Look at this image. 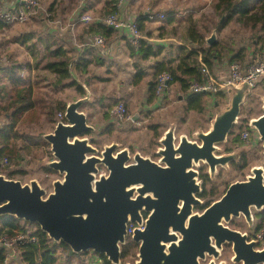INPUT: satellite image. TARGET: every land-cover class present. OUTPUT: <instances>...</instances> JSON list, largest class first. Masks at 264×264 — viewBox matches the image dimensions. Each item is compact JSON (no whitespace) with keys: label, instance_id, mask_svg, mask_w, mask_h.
Here are the masks:
<instances>
[{"label":"water","instance_id":"water-1","mask_svg":"<svg viewBox=\"0 0 264 264\" xmlns=\"http://www.w3.org/2000/svg\"><path fill=\"white\" fill-rule=\"evenodd\" d=\"M216 31L207 44L217 43ZM67 105L64 120L42 137L52 160L45 168L59 178L46 189L38 179L29 183L0 175V219L13 217L37 225L57 245L74 255L89 252L123 264L130 224L138 225L131 241L139 246L135 264L217 263L225 245H232L236 264H264V247L249 242L247 234L224 225L244 217L254 225V213L264 212V166L254 167L246 181L236 182L203 213L205 202L199 166H209L210 176L227 168L246 153L220 154L254 91L249 84L229 85L228 103L215 105L207 132L177 137L171 126L158 142L156 156L134 153L117 142L100 145V132L82 111L91 94ZM264 110V96L261 97ZM264 149V114L248 123ZM152 215L142 230V212Z\"/></svg>","mask_w":264,"mask_h":264},{"label":"trees","instance_id":"trees-1","mask_svg":"<svg viewBox=\"0 0 264 264\" xmlns=\"http://www.w3.org/2000/svg\"><path fill=\"white\" fill-rule=\"evenodd\" d=\"M108 4L107 13L102 20L110 16L119 15L120 13L119 0H111ZM1 9L5 8L0 6V10ZM211 10V16L204 14L201 20L191 17L188 24L179 29L175 26V24L180 21L177 18L176 11L169 12V14L167 13V16L166 14H162L164 16L162 19V15H159L156 20L154 19V21L161 22L162 24L157 30L159 38L163 41L169 40L168 38H175L181 43L178 46L179 56L177 59L158 64L155 78L163 72L170 73L173 76V81L170 85L177 83L181 85L183 92L190 95L191 85L194 82H202V63L212 72L215 71L217 65L226 68L227 65L238 62L246 66L249 54L250 56L251 54L254 55L251 47L241 48L238 51L234 43L224 40L217 41L213 46L207 44V38L211 36L214 31L219 35L231 24H234L244 31H251L256 34L257 37L252 43L254 47H258V50H255V54L259 51L264 55V0H216ZM49 12L53 17V11L50 10ZM216 18H218L219 21H217ZM150 20V17H146L143 14L141 17L137 18L136 21L140 33L147 39H152L153 37V32L147 27V22H150ZM8 27L10 26L0 22V30H4ZM88 33L90 36L87 40L95 35L104 36L107 41H110L113 37L112 30L105 26H100L99 28L91 27ZM21 39L24 44L31 41L27 35L22 36ZM42 41L43 39L40 40L41 43ZM129 43L132 57L139 61H148L153 57L156 58L161 55L162 52L161 48L155 50L152 46L153 44L147 42L145 39L140 40L137 46H134L131 42ZM45 44L47 50L45 53L43 52L42 57V52L36 48V46H28L30 55L35 61L34 65L24 63L17 66L16 64L14 66H0V76L5 74L10 82H8L9 86L3 85L0 78V94H4L10 98L6 104H0V115H4L9 121V124L0 129V175L6 173L1 171L2 166H4V160L9 161L8 167L14 164V168H18L21 167V163H23L33 151L43 150L46 154H50L48 151V144L42 139V135L45 134L42 126V119L45 117L47 123L54 125L58 122L59 114H64L67 108L66 103L53 98L52 95L38 92L35 96L36 91H40L41 89V81L39 80L41 77H39L40 75H36L35 80H33L31 77L23 75L24 69H28L29 72L33 70H37V72L47 71L55 75L54 81L49 80L52 89H58V85L62 86L65 81L68 88L77 85L76 82L72 81V58L69 56V52L65 51L61 46H58V43L55 41L51 42L47 39L45 40ZM198 52L201 53V55H199ZM200 58L202 61H200ZM91 64L92 62L90 60L82 59L78 63V69L86 72ZM136 68L139 69V71L136 76L135 85H138L143 81L146 74L140 69L138 64ZM261 87H264V83H262ZM150 88L151 101L158 100L156 96L155 80L153 84H150ZM205 96L210 98L213 97L210 95H191L192 98L188 101L185 112L195 111L199 114L205 113L208 103L204 100ZM33 98H36L42 109L46 110H40V114L38 110H30L36 105L32 100ZM213 99H217L220 105L221 100H226L223 94H219ZM47 105H49V110H47ZM243 109L245 108L243 107ZM25 121L31 126L35 125V127L30 128V132L20 129V126ZM238 127L244 130L248 125L242 124L240 126L238 125ZM151 129L156 138L160 139L162 135L159 133L158 127L155 125ZM235 129L231 136L235 135ZM38 138H40L39 142ZM35 139L36 141H34ZM231 142L234 146H241L239 144L240 134L232 139ZM229 151H232V149ZM243 163L245 165L244 167H247V157H244ZM45 171L48 174L52 173L49 169H45ZM7 174L9 178L14 179L16 176L23 174V171L21 169H13L9 170ZM205 178H208V176H205ZM221 196L222 195L218 197L217 190L212 188L211 190L205 189L202 198L207 200L208 205H210ZM257 217L259 220L257 230L259 232L264 228V214H259ZM0 222V237H9L13 239L18 236H23L34 239V242L28 241L19 248L20 261L22 264H58L60 261V250L68 253L70 256H75L68 246L64 244L57 245L51 241L37 225H32L34 228L32 232H29L22 225L25 222L16 218L6 217L2 218ZM135 246V243L131 241L130 244L122 250L123 263L133 252ZM6 254L5 248L0 246V264H6ZM97 256H99L103 264H111L106 257L101 255Z\"/></svg>","mask_w":264,"mask_h":264},{"label":"crops","instance_id":"crops-1","mask_svg":"<svg viewBox=\"0 0 264 264\" xmlns=\"http://www.w3.org/2000/svg\"><path fill=\"white\" fill-rule=\"evenodd\" d=\"M110 1L111 0H40L43 9L49 14L50 10L53 11V17L51 14L49 20L33 17L31 20L33 25L29 27L26 32L16 34L12 39H5L4 44L0 45V54L5 51V54H8L10 60H12H8L9 64L7 65L14 66L16 64L17 66L24 63L34 65L35 61L30 55L28 46H36V48L42 52V57L43 52L45 53L47 50V48H45V40L49 39L51 42H57L58 46H61L65 51H68L69 56L72 58V81L76 82L77 85L68 88L65 81L62 86L58 85V89H52L49 80L54 81L55 75L50 74L47 71L37 72V70H33L32 72H29L28 69H24L23 75L29 76L33 80H35L36 75H40L39 77H41L39 78L41 81V89L40 91H36L35 96L38 92L49 94L52 95L53 98L66 103L67 106L71 102L86 98L87 90L91 94L90 102L84 105L82 111L88 115L89 124L95 126L98 132H100V144L104 146L117 142L125 148H133L135 151H140L139 148H136L135 143L128 144L119 137L123 136L125 137V140L127 137H135L134 134L137 133L138 130L142 131V125L149 121L152 122L156 113L162 111L165 106H168L167 104L172 101L174 94L177 96V102L181 104V110L185 115L198 112H185L187 103L192 97L191 94L189 95L188 93L183 92L181 85L177 83L169 86L167 98L163 103H160L159 100L151 101L150 84H153L154 80H156V67L160 63L170 62L171 60L177 59L179 56L178 42L180 41L175 38H168L169 40H175L176 42H161L163 40L158 37L159 33L157 30L160 26L155 28V25L160 22L154 21V19L156 20V18L159 15H162L164 11H144L141 5V0H134V2L131 0L129 3L128 19L137 21V18L144 14L152 20L147 22L148 29L153 32L152 39L155 40L154 43H152V46L155 50H158L159 48L162 49L161 55L156 58L153 57L148 61H139L133 58L130 52L129 42L131 41L128 36H123L121 33L115 32L113 29H111L113 37L110 41H107V46L102 54L89 48L88 43L91 38L87 40L90 36L88 30H90L91 27H104V25L101 24V20L105 18L109 6L108 3ZM0 6L8 9L16 8L19 6V1L0 0ZM141 10H143L141 13H134L136 11L140 12ZM85 14H90L93 17L95 16V22L89 25L78 23L79 18ZM41 24L44 26L42 27ZM12 29L13 27L10 26L4 30H0V35H4L3 33H5V31ZM24 35H27V37L31 39L27 44L22 43L21 38ZM41 39H43L42 43L40 42ZM11 45L18 47L16 48L17 51L20 48L18 53H14L11 50V54L9 55L8 51L9 49H12L10 48ZM82 59L90 60L92 62L86 72L78 69V63ZM137 64L140 69L145 72L146 76L141 83L135 85L136 76L139 71V69L136 68ZM221 70H223V73L225 68L221 67V65H217L214 72L222 74ZM0 78L3 85L9 86L10 82L5 74H2ZM262 83H264V79L259 81L255 90L260 89ZM213 98L214 97L210 98L206 96L205 99L203 98L208 102L206 110H208L209 104H214V110L216 104L220 105L217 99ZM9 99L8 96L0 94V104H6ZM32 100L36 105L30 110H38L39 114L40 110H46L42 109L36 98H33ZM120 103H123L129 113L133 115L134 123L130 126H117V124L111 119V115L109 116V112ZM47 110H49V105H47ZM4 120L9 122L6 117H4ZM57 121H60L59 117ZM56 124L50 125L47 123L45 117H43L42 126L45 133L44 135L52 133ZM174 124L175 123L172 122L167 128L162 127L164 126L163 123L150 124L148 128L153 132L151 128L156 125L159 129V133L163 136L164 133ZM0 129H2V127H0ZM203 131L207 132L205 130ZM44 135H42V137ZM113 135L117 137L109 139L112 138ZM156 139L155 136V140ZM157 140L159 142V139ZM34 141H36V139ZM39 141L40 138H38V142ZM48 151L50 152V148H48ZM155 152H157V150ZM47 176L52 179L51 182L59 178V176L53 172L47 174ZM22 182L28 183L27 181Z\"/></svg>","mask_w":264,"mask_h":264},{"label":"rangeland","instance_id":"rangeland-1","mask_svg":"<svg viewBox=\"0 0 264 264\" xmlns=\"http://www.w3.org/2000/svg\"><path fill=\"white\" fill-rule=\"evenodd\" d=\"M131 2V0H129ZM216 0H141V5L143 7V10H153L158 12H163V14L172 11L177 12V18L180 20L178 21L175 26L177 29L184 27L186 24H188L189 19L193 17L194 19H202L204 14H208V16L212 15V6L215 3ZM134 2V0H133ZM141 8V7H140ZM136 11L134 13L138 14L141 13ZM43 18L44 20L47 19L43 13L36 16V18ZM95 17V16H94ZM162 19V16H161ZM217 21L218 18H216ZM32 20V19H31ZM29 20L22 24L13 25L12 30L5 31L3 33L4 35H0V45L4 44L5 39L10 38L16 34L24 33L28 30L29 27H31L32 21ZM43 24V23H42ZM41 26L43 27L44 25ZM161 22L159 24L155 25V28L157 26H161ZM35 26V25H34ZM34 28V27H33ZM212 35V34H211ZM211 37V36H209ZM217 41L224 40L229 41L235 44V48L238 49V51L241 48H248L251 47L253 49L254 55L249 54L248 56V62L251 61V58L255 57H263L264 55L261 54V52L258 51V53L255 54V50H258V47H254L252 45L253 41L256 39V34L252 33L251 31H244L240 29L239 27H236L234 24H231L229 27H227L221 34H216ZM8 46V45H7ZM8 53L11 54V50L14 53H18L17 49L18 47L10 46ZM251 52V51H250ZM8 60H10L8 54H5V51L0 54V61L3 65L9 64ZM12 61V60H10ZM264 96V87H261L260 89L255 90L254 95L251 99L248 100V103L244 107L245 109L242 110L240 115V121L239 126L242 124L248 125L250 120L259 118L261 115L264 114V110H262V102L261 97ZM221 105L225 106L228 102L227 100H221ZM168 106H165V108L156 113L154 116L152 122H147L144 125L141 126L142 131H139L135 133V137H127L125 140V137H119L121 140L126 141V143L131 144L135 143L136 148L140 149V153L143 155H149L153 159H158L155 155V151L158 148V140H155V134L154 132H151L149 130L150 124H158L163 123L164 126L167 128L172 122L177 125V137L187 134L189 135L190 139H193V134L198 130L202 129L207 131L210 127L211 120L214 118L215 110H214V104L210 105L208 107V110H206L203 114L198 113H188V115H185L183 111L181 110V104L177 102V96L174 94L173 99L171 102L167 104ZM9 124V122H6L4 120V115H0V127L4 128L5 125ZM35 126L29 125L26 121L20 126V129L23 131L30 132V128H33ZM140 128V127H138ZM118 130V129H117ZM141 130V129H140ZM243 129H240L238 126H236L235 129V135L230 136L229 141L225 144H223L220 147V154H228V150L232 149L234 151L240 152V154L246 150L245 154L247 155V167H244L243 160L239 159L235 162L234 165H229L227 168H218L217 173L214 176H210L209 174V166L203 165V163L199 166L198 169H200V174H204L205 176L211 177V183L208 184V189L211 190V188H215L218 193V197L220 195H223L227 188L236 183V182H242L246 181L247 177L251 175V171L254 167L258 166H264V149L262 147L259 148H252L250 145L244 143L242 147L234 146L231 142L232 139H234L236 136L241 134ZM123 132V131H122ZM38 135V133H37ZM154 136V137H153ZM117 137L113 135L112 138ZM101 145V144H100ZM102 146V145H101ZM48 153V152H47ZM52 160V156L50 154H46L43 150H36L33 151L31 155H29L26 160L21 163V167L14 168V164L11 165V167L8 166H2V172L4 175L8 176L7 172L9 170L13 169H21L23 171V174L16 176L15 180H21V181H27L28 183L33 179H38L42 185L46 189H50L51 184V178L47 176L48 173L45 171L46 164ZM9 178V177H8ZM201 181V180H200ZM25 183V182H24ZM203 183V182H202ZM211 185H213L211 187ZM196 212V211H195ZM201 213V212H200ZM263 213V212H262ZM254 214H261L257 213L256 210H254ZM1 221V219H0ZM256 224H259V220L257 218L255 219ZM1 224V222H0ZM29 232H32L33 226L31 224H22ZM254 226V225H253ZM258 226V225H257ZM233 228H238L242 231H249L250 227L247 225L246 219L244 217L238 218L234 220V224L231 225ZM253 228V227H252ZM264 232V228L260 230L259 232ZM1 238V237H0ZM8 245L5 243H2V246H5L6 250V264H22L20 261V255L19 250L17 246H13V243L11 244L10 240L6 241ZM259 249L264 247V243L259 244ZM138 249L137 247L133 248V252L130 254V256L126 259V261L123 264H135L137 261V255H138ZM60 261L58 264H103V262L100 260L99 256L94 254L93 252H89L87 254H82L79 256H70L68 253L60 250ZM222 256L219 262H224L225 264H236L232 261L234 257L233 249L230 246H227L222 251ZM212 259H208L206 262H202V264H209Z\"/></svg>","mask_w":264,"mask_h":264},{"label":"built area","instance_id":"built-area-1","mask_svg":"<svg viewBox=\"0 0 264 264\" xmlns=\"http://www.w3.org/2000/svg\"><path fill=\"white\" fill-rule=\"evenodd\" d=\"M19 6L16 8H5L0 10V22L7 26H13L17 24H22L29 21L31 18L43 13L45 17L49 20L50 14L43 9L40 0H18ZM129 0H119L120 13L116 16H110L102 20L101 24L115 32L121 33L123 36H128L129 40L134 46H137L139 41L142 39L147 40L149 43H154L155 40L145 38L139 31V27L136 21L128 19L129 17ZM164 16L162 15V18ZM95 22V18L90 14H85L81 16L78 23L89 25ZM175 40H164L161 42ZM89 48L96 50L99 54L103 53L107 46V39L101 35L93 36L89 41ZM178 44H181L178 42ZM199 53V52H198ZM201 55V53H199ZM200 61L202 59L200 58ZM0 66H3L0 61ZM223 70H221L222 73ZM201 74L203 76L202 82H194L190 87L191 95H210L217 96L223 94L228 101L227 88L229 85L242 86L244 84H249L253 91L256 89L257 84L261 79H264V56L259 58H251V61L243 66L241 63L234 62L226 66L225 71L222 74L210 71V69L202 63ZM173 81V76L170 73L163 72L156 77V96L160 103H163L168 94V88ZM111 119L117 126H130L134 123L133 115L129 113L126 106L123 103L116 105L110 112ZM65 113L59 114V119L64 120ZM251 130L247 127L241 132V139L248 143L250 139ZM258 136V135H257ZM4 166H9V161L4 160ZM134 224H130L128 227V240H131V236L135 231ZM138 226V225H137ZM143 230L144 227L142 226ZM10 240L13 246L19 248L26 242L32 241L29 237L18 236L16 238L10 239L9 237L0 238V246ZM256 240L260 243H264V232H258L256 234Z\"/></svg>","mask_w":264,"mask_h":264},{"label":"flooded vegetation","instance_id":"flooded-vegetation-1","mask_svg":"<svg viewBox=\"0 0 264 264\" xmlns=\"http://www.w3.org/2000/svg\"><path fill=\"white\" fill-rule=\"evenodd\" d=\"M262 116V115H261ZM60 120V119H59ZM249 128V127H248ZM162 137V136H161ZM161 139V138H160ZM159 139V140H160ZM244 143H246V142H244L242 139H241V135H240V145L241 146H237L238 148L239 147H242L243 145H244ZM246 144H248V145H250L252 148H259V147H262L263 148V145H262V143H260L259 142V137L257 136V134L254 132V131H251L250 132V139H249V142L248 143H246ZM132 150V152L134 153L135 152V150L132 148L131 149ZM234 150H232V151H229L228 150V153L229 152H233ZM143 155V154H142ZM143 156H146V155H143ZM244 157H247V155L246 154H244L242 157H241V161L244 159ZM152 160H154V161H158V159H153L152 158ZM236 162V161H235ZM235 162H233V163H231L230 165H234L235 164ZM243 163V162H242ZM202 181L204 184H203V193L202 194H200L199 195V198L200 199H202V201L203 202H205V204H204V206L203 207H197V208H195V210H194V212L195 213H203L207 208H209L213 203H211L210 205H208V201L207 200H204L203 198H202V195L204 194V191H205V189H207V190H209L208 189V184H210L211 183V177H209L208 176V178H205V175L204 174H200V176H199V181ZM213 185H211V187H212ZM230 187V186H229ZM228 187V188H229ZM213 188V187H212ZM211 188V189H212ZM228 188H227V190H228ZM226 190V191H227ZM226 193V192H225ZM224 193V194H225ZM224 194L218 199V200H220L223 196H224ZM218 200H216V201H218ZM215 201V202H216ZM253 213H254V211H253ZM261 214H264V212L263 213H261ZM151 215H152V212H149V211H143L142 212V224H143V227H144V229L147 227V223H148V221H149V219H150V217H151ZM259 215V214H258ZM254 218L256 219L257 218V220H258V217H257V214H254ZM235 219H238L237 217L236 218H233L232 219V221L230 222V223H225L224 222V225L226 226V227H229L230 229H232V230H234V231H239V232H241L242 234H247V236L249 237V242H253V241H256V242H258L259 244H261L260 243V241H258V240H256V234L258 233V230H257V228H258V226L257 225H259V224H256V222H255V220H254V226H250L248 223H247V225L250 227V230L249 231H242V230H240V229H238V228H233V227H231V225L232 224H234V220ZM253 227V228H252ZM138 229V226L137 225H135L134 226V230L133 231H135V230H137ZM143 229V230H144ZM130 242H131V240H128L127 241V244H126V246H128V244H130ZM136 245V244H135ZM125 246V247H126ZM227 246H230L232 249H233V246L232 245H225L224 246V248H226ZM124 247V248H125ZM135 247H137V249H138V251H139V246L138 245H136ZM123 248V249H124ZM258 249H259V247H257ZM122 249V250H123ZM202 264V263H201Z\"/></svg>","mask_w":264,"mask_h":264}]
</instances>
